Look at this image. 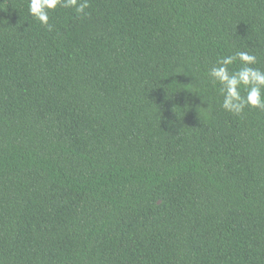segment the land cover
Listing matches in <instances>:
<instances>
[{
    "label": "trees",
    "instance_id": "trees-1",
    "mask_svg": "<svg viewBox=\"0 0 264 264\" xmlns=\"http://www.w3.org/2000/svg\"><path fill=\"white\" fill-rule=\"evenodd\" d=\"M89 2L0 0V264H264V110L207 76L264 0Z\"/></svg>",
    "mask_w": 264,
    "mask_h": 264
},
{
    "label": "clouds",
    "instance_id": "clouds-1",
    "mask_svg": "<svg viewBox=\"0 0 264 264\" xmlns=\"http://www.w3.org/2000/svg\"><path fill=\"white\" fill-rule=\"evenodd\" d=\"M29 16L49 30V12L57 7L74 8L78 15H86L89 0H27ZM238 62V64H237ZM258 58L247 50H238L231 55L219 57L207 70L213 87L222 100L220 107L235 116L245 109L264 110V68L255 67ZM236 65L230 69L229 66Z\"/></svg>",
    "mask_w": 264,
    "mask_h": 264
}]
</instances>
